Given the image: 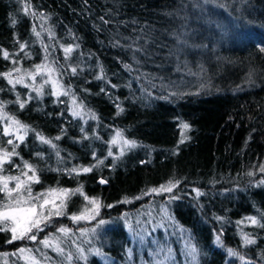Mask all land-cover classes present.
<instances>
[{
    "label": "trees",
    "instance_id": "1",
    "mask_svg": "<svg viewBox=\"0 0 264 264\" xmlns=\"http://www.w3.org/2000/svg\"><path fill=\"white\" fill-rule=\"evenodd\" d=\"M31 3L32 11L48 17L45 27L55 39L44 32L43 45L37 40L32 26L41 30L40 18L25 15L22 0H0V48L15 53L17 40L27 43L31 58L24 53L17 57L23 68L43 62L46 55L55 60L56 67L62 66L65 86L96 119H73L68 98L58 102L47 94L49 86L42 98L31 93L33 99L21 110L16 95L24 99L30 90L19 85L13 90L0 78V101L7 112L52 139L63 158L59 162L49 146L29 133L18 151L39 170L40 183L32 185L33 192L82 187L102 205L90 223H74L68 215L54 218L38 233V241L53 233L59 236V226L72 229L73 239L81 228L89 230L92 243L83 247L104 255L86 253V260L74 257L71 264H264V228L247 219L264 223V173L259 171L264 163V0ZM69 44L78 47L72 60L65 61L61 45ZM140 45L147 51H135ZM69 65L77 67V75H71ZM13 67L0 58V73ZM181 123L190 126L184 143L179 142ZM117 131L136 147L125 149L123 156L113 147L114 156L109 157L108 142ZM8 138L0 135V146L10 147ZM101 159L104 163L87 174L54 170L94 166ZM6 174L17 172L11 168ZM169 181L178 182L172 193L146 195ZM85 203L82 196H72L66 213L79 214ZM101 219L114 225L97 234ZM162 221L166 230L151 232ZM241 233L251 234L256 243L245 246ZM8 238L9 233L0 232V264H25L11 255L20 247L33 249L43 264H69L38 242L7 243ZM189 245L198 249L195 257ZM64 247L76 251L71 242ZM228 249L243 260L230 256ZM42 253L51 260H43Z\"/></svg>",
    "mask_w": 264,
    "mask_h": 264
},
{
    "label": "snow or ice",
    "instance_id": "2",
    "mask_svg": "<svg viewBox=\"0 0 264 264\" xmlns=\"http://www.w3.org/2000/svg\"><path fill=\"white\" fill-rule=\"evenodd\" d=\"M22 6L25 15H30L33 18H40V28L37 30V26H32V33L40 40L43 45L42 36L44 32L47 33L49 40H54V33L50 28H46L48 22V17L44 13H39L32 11L31 0H22ZM105 24L109 23L108 20H104L101 17ZM15 24V20H13ZM143 39V37H141ZM135 43V40H134ZM19 46V52L10 53L8 50L0 48V58L3 60L9 61L13 68L9 71L0 73V78H3L7 81V84L14 90L17 85L29 89V94L26 98L22 99L21 95L17 93L15 103L22 110L25 108L26 104L33 99L31 93H35V97L42 98L45 95V87L49 86L48 95L55 97V99L64 103L61 100V97L68 98V111L73 119H80L87 122L85 117L95 120L96 116L94 113L85 110L84 104L78 102V99L73 92L70 86H65L62 81V66L56 67V61L50 60L49 56H45L44 61L38 64H34L31 68H23L22 61L17 59L21 53H24L28 58H31L25 50L28 47L27 43L20 42L17 40ZM45 50L47 51L48 46L44 45ZM77 45L69 44L67 46L61 45L63 51V59L65 61L72 60V54L76 51ZM131 47V45L129 46ZM264 51V47L261 48ZM135 51H147L143 45L136 47ZM127 67V66H126ZM68 71L71 75L75 76L78 74L77 67L69 65ZM39 78V80H38ZM97 79H103L102 76H98ZM115 87V86H113ZM103 91V89H101ZM119 108V106H117ZM119 111L122 112L123 109L119 108ZM181 139L180 143H184L188 137L186 132L190 129L189 124L181 123ZM83 131V129H82ZM30 132H34L35 138L43 145L49 146L54 152L59 162H63V158L60 156V151L56 143L52 139L45 137L43 134L36 132L29 125L24 124L22 121L17 119L14 115L6 111V104L4 101H0V135L4 137H9L5 143L10 147L0 146V232L9 233V238L7 243H15L17 241H30L32 243H39L43 249H50L55 252L58 256L63 257L64 260L68 261L71 264L73 258L78 259H87V255H104L99 249H85L84 244H91L92 240L88 239L89 230L81 228L79 230V237L73 239V230L65 227L59 226L56 229V232L60 235L57 236L55 233L46 235L43 239L38 241V233L43 232L46 227L49 226L51 221L54 218H61L65 215H68V219L74 223L80 221H88L89 223L92 220H95L99 215V210L102 207L98 199L94 197H89L85 192H83L82 187H77L76 189H67V188H49L46 191L34 193L32 189L33 184H39L40 178L38 175L37 167L30 163L27 160H24L20 155L18 149L21 144H24L27 140V137ZM84 139L89 137L85 135ZM61 137H55V140H60ZM109 150L107 155L113 157L114 153L111 150L113 147L118 148L119 155L123 156L125 154V149H131L136 147L135 141L124 138L123 133L117 131L115 136L108 142ZM37 158L42 159V153H36ZM119 158V157H115ZM93 159H97L95 154H93ZM16 160L21 161L22 163H17ZM104 161L98 160L97 165L89 167H72L69 169H54L56 171H64L66 175L69 176H78L82 174H87L93 170V167L103 164ZM11 168L16 169L17 174L8 175L6 174ZM259 171L264 173V164L259 166ZM249 176L253 175L252 172L248 173ZM101 184L106 183L104 179L99 181ZM261 184H264V180L260 181ZM178 186V182L169 181L166 185H161L158 188H152L146 195H163L164 193H172L173 189ZM79 195L83 197V200L86 202L83 211L79 214H67L66 209L68 206V201L72 196ZM197 195H203L197 191ZM135 199H141L140 196L135 197ZM170 199H177L175 196H170ZM90 206V207H89ZM110 207V206H109ZM166 212V210H164ZM149 215H151L149 213ZM171 219V217H166ZM249 223L252 226L264 228V223L256 217H248ZM106 221L101 219L99 224H104ZM141 223L139 220L137 224ZM147 223L151 224L152 221L148 220ZM243 223V222H241ZM158 228H165V224L162 222L155 224L151 229V232H155ZM129 230L131 231V225H129ZM166 230V228H165ZM92 234H95V229L91 230ZM135 235V234H134ZM243 243L245 246L253 245L256 243V240L251 237L249 233H241ZM145 237L140 236L141 243L144 242ZM79 240V242H78ZM68 242H71L72 247H75V253L71 251H65L64 245ZM151 243L156 244V240H152ZM216 243L219 246H223L221 242L220 235L216 236ZM163 251V248L160 249ZM171 249H169V252ZM190 254L195 257L198 249L195 246L189 245ZM35 252H41L40 248L35 249ZM159 254V253H157ZM228 254L232 257L240 258L243 260V257L240 254L233 250L228 249ZM7 256L8 254H3ZM15 256L18 260H24L25 264H43V261L40 260L35 254L33 249L20 247L16 252L11 254ZM43 260L50 261L46 253H42ZM129 255H131V250H129ZM4 264H7V261H4ZM247 264V262H245Z\"/></svg>",
    "mask_w": 264,
    "mask_h": 264
},
{
    "label": "rangeland",
    "instance_id": "3",
    "mask_svg": "<svg viewBox=\"0 0 264 264\" xmlns=\"http://www.w3.org/2000/svg\"><path fill=\"white\" fill-rule=\"evenodd\" d=\"M200 8L203 11L207 12L208 6L202 4V5H200ZM175 88H177V86H175ZM200 88L203 89L204 85H202V87H200ZM262 164H264V163H262ZM113 225H114V223L112 221L104 223L102 226L99 227V229L97 231L98 232L97 234H100L101 232H104L105 229L111 228Z\"/></svg>",
    "mask_w": 264,
    "mask_h": 264
}]
</instances>
